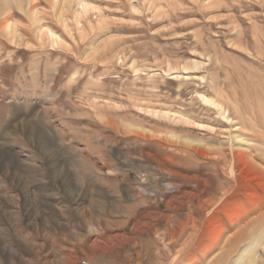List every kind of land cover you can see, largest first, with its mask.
Here are the masks:
<instances>
[{"label": "rangeland", "instance_id": "374dc122", "mask_svg": "<svg viewBox=\"0 0 264 264\" xmlns=\"http://www.w3.org/2000/svg\"><path fill=\"white\" fill-rule=\"evenodd\" d=\"M87 256L264 264V0H0V264Z\"/></svg>", "mask_w": 264, "mask_h": 264}, {"label": "bare ground", "instance_id": "6f19581e", "mask_svg": "<svg viewBox=\"0 0 264 264\" xmlns=\"http://www.w3.org/2000/svg\"><path fill=\"white\" fill-rule=\"evenodd\" d=\"M227 121H228V123H231V124H233V126H235L236 128L234 129V130H238V129H240V128H238V126H237V124H238V122L237 121H234V119L233 118H227ZM234 141H236L237 143H240L242 140H239V138H235L234 139ZM246 147V148H242V147ZM242 149H241V148ZM240 147H237V149L239 150V151H235V152H233V154H234V158L236 157V158H242V159H244L245 161H248V162H250V157H251V150L252 149H250V147H247V145H243L242 144V146L240 145ZM247 150H249V152H247ZM51 153H53V152H51ZM55 156V155H54ZM54 163V162H53ZM60 164V163H59ZM58 170H60V169H58ZM61 171V170H60ZM68 181V180H67ZM67 184H69V183H67ZM66 187V186H65ZM67 188V187H66ZM70 189V188H69ZM71 191V190H70ZM89 264V263H88Z\"/></svg>", "mask_w": 264, "mask_h": 264}, {"label": "crops", "instance_id": "0c3cea01", "mask_svg": "<svg viewBox=\"0 0 264 264\" xmlns=\"http://www.w3.org/2000/svg\"><path fill=\"white\" fill-rule=\"evenodd\" d=\"M86 262L89 264H117V260H115V259H114V261H112L111 258L96 260L95 258H92L89 256H87Z\"/></svg>", "mask_w": 264, "mask_h": 264}, {"label": "built area", "instance_id": "2783aa9c", "mask_svg": "<svg viewBox=\"0 0 264 264\" xmlns=\"http://www.w3.org/2000/svg\"><path fill=\"white\" fill-rule=\"evenodd\" d=\"M81 264H88L86 261H81Z\"/></svg>", "mask_w": 264, "mask_h": 264}]
</instances>
